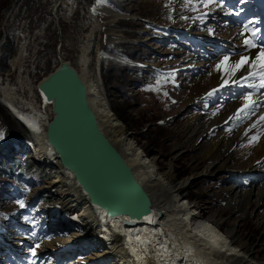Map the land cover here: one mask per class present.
I'll return each mask as SVG.
<instances>
[{"label":"bare ground","instance_id":"obj_1","mask_svg":"<svg viewBox=\"0 0 264 264\" xmlns=\"http://www.w3.org/2000/svg\"><path fill=\"white\" fill-rule=\"evenodd\" d=\"M203 2L207 5L205 8H210L204 19L209 23L220 14V18H223L222 23L204 25L197 33L193 30V33L190 32V29L185 33L150 25L148 33L144 35L146 41L156 39L159 48L169 45L172 57H175L171 58L174 61L171 60L169 63L171 69H163L164 75L159 78L161 86L170 88L173 83L186 84L181 78L177 81L178 71L190 70L192 74L191 78L190 76L185 78L187 81L190 79V83L187 82L189 83L187 91L184 92L185 95L182 92L181 98L190 99L195 94L194 107L197 111L196 114L193 113L195 116L192 115L185 123L188 127H185L184 137L185 141H191L190 149L202 152V157L194 159L191 165L192 174L184 181H177L174 161L171 159L165 166H161L158 157L146 151L141 142L136 140V134L113 112L103 89L101 95L99 76L90 67L92 61L90 51L93 49L92 41L95 39L97 24L89 35V41L82 48L81 70H78V73L87 86L90 105L103 132L119 148L136 177L150 193L154 209L150 215L142 216L140 219H132L128 214L110 216L92 203L75 178V174L63 167L47 142V124L54 115L53 102L38 89L44 102L43 106H39L33 101L32 86L28 98L17 94L13 86H7L4 90V100L8 108L16 115L20 125L35 143L41 163H45L50 170L52 179H49L45 187L55 188L60 193L62 197L60 214L62 217L68 213L75 214V218L82 225H80L82 229L78 230V233L70 234L69 238L62 240L59 236L55 238L53 234L51 236L53 239L47 241L46 253L48 257L53 256L52 259L57 261V264L89 263L104 259H109V264H264L262 253L264 244L257 240L251 242L243 228L244 220L251 215L255 226L264 229V121L259 120V117L264 115V88L258 90L247 88L243 80L239 85L233 84L232 80H239L241 76L246 75L244 70L232 77L227 86L222 87L221 77L227 76L222 71L215 70V66L226 55L231 57V62L238 60L241 54L249 56L250 59L255 58L259 47L246 50L243 41L251 35L252 30L259 29L257 36L260 39L256 42L258 45L264 44V19L263 27L258 28L252 23L242 22L233 9L222 6L215 8L207 0ZM220 9L222 10L219 11ZM262 11L264 13V7ZM228 18H238V29L230 28L229 23H226ZM181 19L179 23H184L185 19L182 17ZM115 22L111 20L106 23L109 39L115 38V35L111 34ZM244 25L248 26V31L244 30ZM215 31L219 34H215ZM194 37L200 40L199 45L194 43ZM215 42L219 51L210 48ZM209 48L211 50H208ZM166 51L164 47L160 49V52ZM22 56L23 52L20 57ZM69 63L73 66L71 62ZM178 65L180 68L175 67ZM205 70L206 75L200 76ZM253 82L258 84L259 80H250L247 83ZM213 89L217 91L213 92ZM210 92L211 96L208 95ZM247 92H254L253 99L258 101L259 106L254 107V111L241 113V119H236L235 114L243 107V95ZM17 101L24 103L33 114L43 117L46 120V128L43 130L34 118L20 114L16 106ZM253 124L256 125L254 128ZM254 136L256 140L246 142L247 145L253 146L241 148L243 150L240 155L236 149L234 150V147L240 144V140L246 141ZM179 155H182L181 151L175 154L176 160ZM222 161L224 166L231 170V174H228L226 183L220 184L217 194L227 203V209L232 211V214L224 216L226 209L219 205L211 208L206 214L199 213L197 210L200 204L189 197L192 181L199 176L224 179L223 173L219 172L221 169L219 164ZM236 164H241L239 168L246 167L244 170L249 167L254 171L253 178L248 179L250 182L248 189L233 182L237 177L248 173H239L240 169H237ZM246 181L247 179L242 180V183ZM236 214H239V217ZM57 216L61 217L59 214ZM125 219L134 220L136 223L127 224ZM53 230L48 229L49 234ZM18 237L17 235L16 240L15 237L7 238L11 240L10 244L21 242L23 248L22 250L13 245L8 246V250L11 248L13 251V257L10 258L13 262L19 259L17 255L20 250L22 253L24 250H31L34 254L37 252V248H33L31 241L27 240L29 238ZM83 242H94L98 247L95 250L78 249ZM4 263L5 259L0 257V264Z\"/></svg>","mask_w":264,"mask_h":264},{"label":"rangeland","instance_id":"obj_2","mask_svg":"<svg viewBox=\"0 0 264 264\" xmlns=\"http://www.w3.org/2000/svg\"><path fill=\"white\" fill-rule=\"evenodd\" d=\"M211 5L233 9L244 23L258 20L257 12L260 11L257 0H214ZM204 6L202 0H0V131L4 134L0 139V257L5 259L4 264H57L53 256L48 257L46 253L47 241L53 239V234L63 240L82 229L75 214L68 213L62 217L60 193L55 188L45 187L52 179L48 166L41 163L30 145V148H24L32 139L29 137V140L16 115L8 108L4 100L6 87L13 86L17 94L28 98L32 86L33 101L43 106L37 88L39 81L52 72L61 60L71 62L77 70H81L82 48L97 24L90 51V67L99 76L100 82H97L101 85V95L103 89L113 112L136 134L141 146L158 157L161 166L171 159L174 161L175 177L177 181H184L192 174L194 159L202 157V152L190 149L191 141H185L184 137L185 127H188L185 123L197 111L194 107L195 94L190 99L181 98L190 83V79L187 81L185 78H191L192 74L190 70L178 71L177 81L181 78L186 84L173 83L170 88L157 84L160 76L164 75L163 69H171L169 63L175 57H172L169 45L159 48L156 39L146 41L144 35L150 25L185 33L190 29V32L197 33L204 25L222 23L220 14L216 15L215 21L208 23L204 16L210 8ZM108 14L114 15L109 17ZM181 17L185 19L184 23H179ZM238 18H228L226 23L230 28L238 29ZM111 20L116 21L111 31L115 38L109 39L106 23ZM4 32L6 37L2 43ZM194 43L199 45L200 40L194 37ZM216 45L215 42L210 48L219 51ZM163 47L166 52H160ZM175 67L180 68V65ZM206 73L205 70L200 76ZM16 106L20 114L34 118L43 130L46 128V120L33 114L24 103L17 101ZM249 140L251 137L246 141L240 140L234 150L240 155L241 148L253 146L247 145ZM180 151L182 155L176 160L175 154ZM219 165L224 179L197 177L192 181L189 197L200 204L197 212L206 214L219 205L226 209L224 216L227 217L232 211L227 209V203L218 197L217 191L221 183L227 182L231 170L224 166L223 161ZM236 165L238 169L241 164ZM244 168L240 167L238 172L248 173L233 182L248 189V179L253 178L254 171ZM245 179L247 181L242 183ZM236 215L239 217V214ZM243 228L251 242L257 240L264 244V229L255 226L251 215L244 220ZM48 229L54 230L49 234ZM17 235L18 238H29L27 240L32 242L33 248H37V252L24 250L22 253L21 242L10 244L11 240L7 238L15 237L16 240ZM9 245L22 249L16 262L10 259L13 251L11 248L8 250ZM97 247V243L83 242L78 249L95 250ZM101 261L79 264L110 263L109 259Z\"/></svg>","mask_w":264,"mask_h":264},{"label":"water","instance_id":"obj_3","mask_svg":"<svg viewBox=\"0 0 264 264\" xmlns=\"http://www.w3.org/2000/svg\"><path fill=\"white\" fill-rule=\"evenodd\" d=\"M5 37L6 32L2 43ZM37 87L53 102L47 142L63 167L75 174L91 202L110 216L128 214L140 219L150 215L154 211L152 197L99 126L78 70L60 61ZM125 222L136 223L131 219Z\"/></svg>","mask_w":264,"mask_h":264},{"label":"snow or ice","instance_id":"obj_4","mask_svg":"<svg viewBox=\"0 0 264 264\" xmlns=\"http://www.w3.org/2000/svg\"><path fill=\"white\" fill-rule=\"evenodd\" d=\"M203 2V0H202ZM208 3L214 2V0H207ZM207 6V5H205ZM186 18V17H185ZM244 30L248 31V26L244 25ZM211 31V29H209ZM259 29H255L251 31V35L244 39L243 43L246 50H250L253 48L259 47L258 53L255 55L254 59H250L249 56L241 54L240 58L234 62H231L230 56H224L223 59L215 66V70L218 72H223L227 78H224L222 75L223 86H227L229 84V80L232 79L238 72L242 70L246 71V75L240 77L239 80H232L233 84H240V81H245V86L250 89L258 90L260 88H264V44H257V40L260 37L257 36ZM244 32L241 33L243 35ZM259 80V83H247L248 81H256ZM159 84V81H157ZM158 90V89H154ZM217 91V89H213V92ZM166 94V93H165ZM209 96L212 95V92L208 93ZM254 92H247L243 95L244 104L243 107L238 109L237 113L235 114L236 119H241V113H245L248 110L254 111V107H258V101L253 99ZM231 119V118H230ZM260 121H264V115L259 117ZM256 125L253 124L252 127L254 128ZM247 134V133H246ZM3 132L0 131V139L3 138ZM252 140H256L257 138L254 136L251 138ZM21 207H23V203L21 202ZM151 219V218H149Z\"/></svg>","mask_w":264,"mask_h":264},{"label":"built area","instance_id":"obj_5","mask_svg":"<svg viewBox=\"0 0 264 264\" xmlns=\"http://www.w3.org/2000/svg\"><path fill=\"white\" fill-rule=\"evenodd\" d=\"M27 135H28V133H27ZM28 138H29V136H28ZM29 140H30V138H29ZM29 143H30L32 150L34 151L35 155L37 156V158L41 160V157L39 156L38 149L36 148L35 143H33L31 140Z\"/></svg>","mask_w":264,"mask_h":264},{"label":"trees","instance_id":"obj_6","mask_svg":"<svg viewBox=\"0 0 264 264\" xmlns=\"http://www.w3.org/2000/svg\"><path fill=\"white\" fill-rule=\"evenodd\" d=\"M25 147H26V148H28V147H29V145L26 143V144H25ZM31 148H32V147H31Z\"/></svg>","mask_w":264,"mask_h":264}]
</instances>
